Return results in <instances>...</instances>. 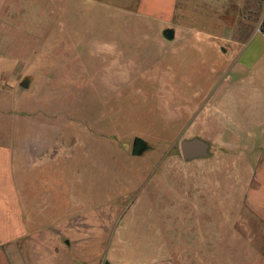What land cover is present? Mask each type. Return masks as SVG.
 <instances>
[{
  "label": "rangeland",
  "instance_id": "obj_1",
  "mask_svg": "<svg viewBox=\"0 0 264 264\" xmlns=\"http://www.w3.org/2000/svg\"><path fill=\"white\" fill-rule=\"evenodd\" d=\"M260 1L243 9V32L264 29ZM74 2L51 6L49 21L33 11L29 36H0V144L16 146L19 163L49 159V190L55 180L66 207L77 194L96 210L82 213L81 264H264V220L249 207L255 165L234 163L231 129L224 140L171 120L170 92L189 84L141 37L156 26L134 2ZM192 84L196 96L208 87ZM195 136L209 156L184 162L179 143ZM134 138L144 151L132 152Z\"/></svg>",
  "mask_w": 264,
  "mask_h": 264
},
{
  "label": "crops",
  "instance_id": "obj_2",
  "mask_svg": "<svg viewBox=\"0 0 264 264\" xmlns=\"http://www.w3.org/2000/svg\"><path fill=\"white\" fill-rule=\"evenodd\" d=\"M126 1L134 2L137 17L156 26L141 31V37L154 38L160 52L170 53L168 65L176 83L208 86L197 96L189 85L172 90L175 105L171 109L179 114L171 120L180 126L208 124L224 140L231 129L233 148L240 150L234 163L255 165L256 186L250 189L249 207L264 220V29L257 24L245 32L241 28L243 9L248 5L251 11L256 0ZM68 2L89 5L98 0H0V36H5L4 30H10L12 37L29 36L33 11L39 21L44 22L47 15L49 21L50 7ZM260 4L264 21V0ZM198 108L200 113L191 121ZM12 149L17 148L0 144V264H81V256L72 249L81 238L83 211L96 210L82 206L77 194L72 196L76 203L66 207L55 180L52 191L49 181L43 180L49 159L35 165L19 163ZM40 176L42 185L35 188Z\"/></svg>",
  "mask_w": 264,
  "mask_h": 264
},
{
  "label": "water",
  "instance_id": "obj_3",
  "mask_svg": "<svg viewBox=\"0 0 264 264\" xmlns=\"http://www.w3.org/2000/svg\"><path fill=\"white\" fill-rule=\"evenodd\" d=\"M169 34V32H166ZM135 146V150L134 147ZM179 149L182 160L190 162L195 159H203L209 156V145L200 138L183 139L179 143ZM131 150L134 154L140 153L145 150L144 142L139 138H134L132 141Z\"/></svg>",
  "mask_w": 264,
  "mask_h": 264
},
{
  "label": "flooded vegetation",
  "instance_id": "obj_4",
  "mask_svg": "<svg viewBox=\"0 0 264 264\" xmlns=\"http://www.w3.org/2000/svg\"><path fill=\"white\" fill-rule=\"evenodd\" d=\"M133 148H134V150H135V146H134Z\"/></svg>",
  "mask_w": 264,
  "mask_h": 264
}]
</instances>
